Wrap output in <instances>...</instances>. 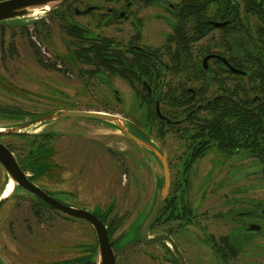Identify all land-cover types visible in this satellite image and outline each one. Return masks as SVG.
Masks as SVG:
<instances>
[{
    "label": "flooded vegetation",
    "instance_id": "flooded-vegetation-1",
    "mask_svg": "<svg viewBox=\"0 0 264 264\" xmlns=\"http://www.w3.org/2000/svg\"><path fill=\"white\" fill-rule=\"evenodd\" d=\"M81 2L84 0H68L60 6L66 11L64 21L57 19L53 13L49 16H53L60 27L77 26L88 31L74 17L96 13L94 18L110 27L120 21H132L135 15L138 16V8L155 6L165 9L173 18L171 22L167 21L171 30L164 42L155 47L143 42L141 31L137 29L126 41L94 35L90 31H82L81 38H73L63 31L71 39V44H74V39L86 42L91 37L112 40L113 52L105 56L110 60V67L98 65L95 74L84 75L106 73L122 79L131 88L139 114L142 112L139 121L129 118H123V121L117 118V113L98 111L115 117L118 123L115 129L124 130L129 141L146 151V160L149 162L152 156L162 171L149 207L134 220L145 218L156 191L162 188L160 158L164 159L168 172L167 191L147 235L148 238L160 236L161 239L152 244L140 242L139 224L133 231L132 239L120 245L114 243L116 249L125 243L135 242L115 259L114 264L122 263V255L134 248H141L151 264H264V202L256 197H246V194H257L264 181V134L258 133L264 130L261 123L264 121V7L260 6L259 0H223L222 4L210 0L206 6H196L197 3L192 2L188 4V0H180L178 4H171L167 0H106L111 6L102 12L100 5L89 2L80 7ZM88 7L91 9L83 12ZM198 10L202 12L197 14ZM155 18L165 20L163 15H156ZM136 20L139 22L138 17ZM36 44L39 46L38 42ZM74 49L72 45L65 60L72 64H75L71 55ZM39 55L48 61L45 58L49 57L48 53L42 51ZM116 92L113 90L114 99L104 98L109 105L121 103ZM217 107H234L241 112L258 115L259 123L252 125L249 132L238 133L231 131L229 124L233 119L226 118L228 132H213L210 128V122L214 121L211 112ZM125 132L143 143L132 140ZM55 136L47 143L49 153L46 159L42 153L29 151L34 162L53 159ZM169 138L171 141L177 140L176 149L165 146ZM153 140L160 142L162 148L156 146ZM106 151L116 159L126 155L125 151L111 148H106ZM215 157L220 159V165L226 164L215 170L210 164ZM46 164V172L55 166L53 163ZM235 165L253 169L241 180L233 181L227 176H230ZM24 169L29 172V180L32 173L27 167ZM203 173L206 178L202 183L206 186L198 190L195 182ZM6 184L7 180L4 188ZM216 186L217 189L229 188L231 193H238L239 196L226 198L225 193L224 197L216 198L213 189ZM17 189L23 190L16 186L14 191ZM43 191L62 205L91 213L104 226L110 241L120 233L116 234L124 219L117 214L113 197L104 207L97 204L88 209L61 200L57 191ZM30 195L36 200L37 207L34 206L32 216L37 222L41 221L42 216L46 217L42 213L46 209L51 212L47 218L56 216L63 221L82 224L83 227L88 225L94 234V243L89 248L82 245L78 256L54 260L55 264H84L98 260L96 233L88 221L61 213ZM214 199L219 203H215ZM219 221L223 222L219 224ZM217 224L228 226L226 232L215 235L213 227ZM0 264L7 262L0 259Z\"/></svg>",
    "mask_w": 264,
    "mask_h": 264
},
{
    "label": "rangeland",
    "instance_id": "rangeland-1",
    "mask_svg": "<svg viewBox=\"0 0 264 264\" xmlns=\"http://www.w3.org/2000/svg\"><path fill=\"white\" fill-rule=\"evenodd\" d=\"M167 1L178 4L180 0ZM89 2L100 5L102 12L111 6L106 0H84L80 7ZM137 10L139 22L135 15L132 21L130 19L120 21L110 27L103 19L102 23L98 22L94 18L96 13L76 16L74 19L94 35L126 41L137 29L141 31L145 43L155 47L164 42L165 36L171 30L170 23L167 22L173 20L170 13L155 6ZM156 15H163L165 20L156 19ZM30 18L32 17L26 19ZM23 20L25 19H21L20 22H24ZM42 22L43 24L36 28L32 24L26 28L5 27L2 36L0 34L3 43V52L0 50V106H19L35 116L60 110L110 111L117 113L118 119L129 118L139 121L142 112L139 114L128 84L106 73L97 76L80 75V70H89L91 67L65 61L73 45L70 43L71 39L53 16L43 17ZM38 29L42 33H39ZM30 42L40 54L42 51L49 54V57L45 58L48 59L47 63L55 64V69H46L38 65ZM10 44L15 50L14 54L10 53ZM113 90L117 91L116 95L122 101L109 105L104 98L114 99ZM28 120L30 119L26 118L23 121L0 119V127ZM117 124L116 121L113 124L81 118H63L41 122L26 129L28 135L56 132L52 147L53 159L46 161L55 166L48 169L42 177L34 179V184L46 191L59 192L57 196L61 200L79 208L92 209L97 204L104 207L108 199L113 197L116 212L124 219L116 234L147 210L155 192L156 182L162 175L161 168L152 156L148 162L146 151L129 141L124 135V130L115 129L118 127ZM15 135H2L0 142L11 147L14 157L20 163L24 159L26 149L29 148L28 139H21ZM170 138L172 139V136ZM170 138L165 146L170 145L174 150L177 140L171 141ZM153 142L162 148L160 142L157 140ZM106 148L125 151L126 155L120 156L119 159L112 158ZM219 161L220 159L215 157L210 163L215 170L226 164L220 165ZM252 169L245 165H235L227 177L239 181ZM204 174L195 182L198 190L206 186L202 183L206 178ZM221 176L222 174L219 175ZM6 180L7 176L0 165L1 196ZM262 183L263 187L257 194H246V197H256L264 202V181ZM218 186L213 188L216 198L224 197L225 193L226 198L239 196L238 193H231L232 190L229 188L217 189ZM35 202L30 194L17 189L0 207V259L3 262L55 264L54 260L78 256L82 245L89 248L94 243L95 237L88 225L83 227L82 224L63 221L56 216L47 218L48 214H51L50 210L44 209L42 213L46 217L42 216L41 221L37 222L32 216L34 206L37 207ZM215 203H219V200ZM220 222L223 221H219V224ZM219 224L213 227L215 235L223 234L228 228ZM139 251L141 253L143 250L130 249L120 260L124 264H151L143 252L137 254ZM248 255L247 252L246 257Z\"/></svg>",
    "mask_w": 264,
    "mask_h": 264
},
{
    "label": "water",
    "instance_id": "water-1",
    "mask_svg": "<svg viewBox=\"0 0 264 264\" xmlns=\"http://www.w3.org/2000/svg\"><path fill=\"white\" fill-rule=\"evenodd\" d=\"M68 0H1L0 1V29L12 26L29 25L36 22L43 17L47 16L51 11L60 7ZM91 9L88 7L85 11ZM82 12V13H83ZM28 17L30 20L26 19ZM21 19L24 22H20ZM63 118H81L89 119L95 122L104 121L109 123H115L116 118L110 115L101 114L98 111H82V110H60L57 112L45 113L40 116H36L31 120L20 122L11 126L0 127V136L27 133L26 129L41 122L60 120ZM24 131V132H23ZM40 133V132H39ZM51 133L56 134L55 131ZM126 133V132H125ZM38 134V133H36ZM132 140L139 143H143L130 133H126ZM154 152H156L154 150ZM161 159L163 169V184L162 188L156 191L154 201L150 208V211L143 220L136 221L128 225L125 229L110 241L104 226L88 211L82 209H74L69 206L62 205L58 201L52 199L50 195L45 193L40 187L28 180L27 170L21 168L18 164L13 153L0 142V165L3 168L7 181L10 179L13 182V189L9 195L0 198V204L6 201L14 191L16 186L22 188L26 192L38 197L45 203L56 209L57 211L67 214L71 217H76L88 221L95 233L98 243V260L86 261L84 264H114L115 259L126 249L131 247L135 242L125 243L118 248H114V243L120 245L121 243L132 239L134 229L138 228V239L144 244H152L161 239L160 236L148 238V230L152 222L154 221L164 199V196L168 187V172L164 163V159ZM141 222V223H140ZM253 227V226H252Z\"/></svg>",
    "mask_w": 264,
    "mask_h": 264
},
{
    "label": "trees",
    "instance_id": "trees-1",
    "mask_svg": "<svg viewBox=\"0 0 264 264\" xmlns=\"http://www.w3.org/2000/svg\"><path fill=\"white\" fill-rule=\"evenodd\" d=\"M210 0H188V4H196V6H206L209 3ZM215 1H220L218 3L222 4L223 0H215ZM192 2V3H191ZM260 6L264 7V0H259ZM256 5L257 2H255ZM62 7V6H61ZM58 7L51 11L50 13H53L57 15V19H60L64 21L63 16L66 15V11L63 10V8ZM68 12V11H67ZM202 10H198V13H201ZM49 13V14H50ZM262 13L264 15V8H262ZM48 14V15H49ZM33 26L38 27L39 24H43L42 19L39 21L31 23ZM28 25H23L21 26L22 28H26ZM62 30L69 36L73 38H81L80 35H82V31L84 33H89L88 30L78 28L77 26H71L67 27L64 25H61ZM4 28L0 29V34L2 36ZM37 30V29H36ZM39 33H42L41 30L38 29ZM199 35L198 37H200ZM1 38V37H0ZM197 39V38H194ZM74 47L75 49L72 51V62L75 64L79 65H85V66H90L93 69L92 70H80L82 74H95L97 70L98 65H103L106 66L107 68L110 67V60L109 58H105L108 53L113 52V45H112V40L103 38V39H94V38H87L88 41L86 42H79L78 39H74ZM10 53L13 54L15 50L13 49L12 45L10 44ZM30 48L36 58V61L39 66L46 68V69H55V64L54 63H47L45 60H43L40 55L39 51L35 48V45L30 42ZM0 50L3 52V43L0 41ZM61 71V70H58ZM211 104V103H210ZM209 105V104H208ZM206 106L209 108V106ZM212 116L214 117V121L210 122V128L211 131L222 134L228 132L227 130V122L226 118H231L233 119L232 122H230V126L232 127L231 131L232 132H249V128L253 125H256V123H259L258 120L260 118L258 115H252L249 112H241L239 109L236 108H225V107H217L215 110L212 112ZM36 117L33 113L20 108L19 106H0V119H4L6 121H23L26 118H29L30 120ZM258 119V120H257ZM215 122V124H213ZM264 124V121L261 122ZM213 125V129H212ZM264 134V130L258 131V133ZM18 138H25L28 143V149H26V153L24 156V159L22 160L21 163H19L21 168L27 167L30 173L32 175L29 177V180L33 181L34 179L42 177L45 173H47L46 169L44 166H46V161H37L34 162L32 160V157L29 155V151L32 153H42L44 154V159L47 158L49 150L47 147V143H49L50 138L52 136H55L54 133L51 132H40L38 134H31L28 135L26 133H20L15 135ZM12 152L13 150L11 147L8 145L7 146Z\"/></svg>",
    "mask_w": 264,
    "mask_h": 264
},
{
    "label": "bare ground",
    "instance_id": "bare-ground-1",
    "mask_svg": "<svg viewBox=\"0 0 264 264\" xmlns=\"http://www.w3.org/2000/svg\"><path fill=\"white\" fill-rule=\"evenodd\" d=\"M13 185L14 184H13L12 180L9 179L8 180V184H6V186H5V188H4L3 192H2V197H5V196L10 194V192L13 189Z\"/></svg>",
    "mask_w": 264,
    "mask_h": 264
}]
</instances>
